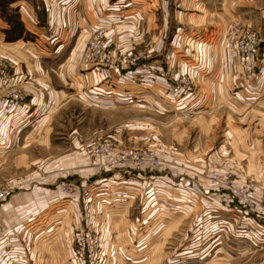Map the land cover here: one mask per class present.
Returning a JSON list of instances; mask_svg holds the SVG:
<instances>
[{"label": "rangeland", "instance_id": "374dc122", "mask_svg": "<svg viewBox=\"0 0 264 264\" xmlns=\"http://www.w3.org/2000/svg\"><path fill=\"white\" fill-rule=\"evenodd\" d=\"M191 1L193 9L184 11L186 14L178 13L180 8H185L187 2ZM148 2L156 11L150 22L154 26L153 30L161 35L160 46L166 43L165 49L158 48L156 42L150 38L151 33L146 29L147 18H142L138 24L140 40L138 42L132 40L123 46L117 45L120 48L110 47L112 51L124 53L126 49L133 48L148 54L149 59L161 58L160 53L166 51V47L172 41L182 42V35H185L186 30L180 28V24L188 29L206 27L213 29L218 19L221 21L218 24L222 25L221 28L233 24L249 27L256 32L259 40L264 39V0H148ZM203 4L206 9H203ZM36 5H38L36 0L35 2L0 0V38L3 41L7 40L6 29L11 25L20 30L19 23L22 22L25 27L22 16L28 21L27 13L32 11V7L37 9ZM211 11L214 15L210 13ZM187 12L194 14L189 18ZM32 19V22L38 23L39 19L35 14L32 15ZM115 32L120 36V30ZM106 36L109 46L114 45L108 31ZM22 38H32L26 28ZM262 50L261 55L264 57V48ZM70 51L61 50L60 55H55L57 57L51 54L52 57L46 56L45 60H72V67L77 73H84L85 67L82 71L77 70L81 50H76V54L68 59ZM222 51L225 56L230 57L223 45ZM208 61L217 62L203 60L201 71L205 76L198 79L197 92L200 93V100L192 113L169 110L161 112L159 102L146 96L134 103L105 101L104 98V102L97 101V98L87 96L88 92L85 93L87 95L83 94V91H89L86 85L79 95L73 94V90L67 88L68 94L64 96L61 104L53 106L46 104L44 109L41 107L31 113L29 125L21 133L28 135L29 141L19 148L15 146L7 161L1 164L0 185L7 180L17 182V178L26 176L27 172L32 175L39 172L40 177L44 179L43 169L40 171L38 169L41 163L58 159L70 151H78L76 155L80 157L83 153L76 145L81 143L82 147L88 138L99 131L102 135L117 139L125 146L151 149L164 162L161 177L138 180L135 192L141 190L142 193L134 197L129 205L116 204L119 199L121 200L124 191L117 190L116 187L119 185L113 182L117 181L114 180L115 171L106 172L98 177L88 158L92 171L85 175L87 179L82 172L67 170L61 184L68 180L75 181L78 185L76 188L78 198L72 201L71 205L65 199H61L60 204L48 215L47 219H51L49 221L51 231L44 241L49 244L45 243L43 249L40 247L43 264H77L75 257L79 248L83 249L79 264H254L264 255V249L242 253L229 249L226 244L220 246L211 239H204L206 225L203 224L202 227L196 225V221L207 212L208 206L221 209L224 203L223 197L209 181L208 176L213 170L226 169L240 179L256 181L258 191L264 199V107L257 108L259 100L264 102V60L258 62L254 73L250 75L239 68L236 60L233 58L231 60L235 84L239 89H246V93L249 94V100L246 102H242L241 99L230 101L223 94L214 97L213 100L204 98L199 86L210 74ZM7 65L9 69H5L4 64L0 65V89L21 88L27 94V101L31 90L19 85V81H26L24 80L26 72L21 73V77V74L16 77L17 65L8 63ZM49 66L56 67L53 64ZM45 67L47 68L46 65ZM217 67L218 65L212 72L214 75L217 73ZM159 81L160 78H157V83ZM80 83H83V80ZM222 92L223 88L220 93ZM41 117H45L42 122L44 127L38 130L36 136V131H33L39 125L37 121ZM171 172L173 176L179 177L175 184L170 183L168 178L164 180V175L171 176ZM92 180H96L93 181L95 183L90 182ZM59 182L54 181L53 184L60 185ZM100 182H105L106 185L102 186ZM194 183L203 187L201 191H197L198 193L195 191ZM182 187L187 190L183 198L188 205V211L184 215L175 212L176 208L173 205L177 202L176 196ZM88 188L92 193L93 206L85 212L82 195ZM170 190L175 192L174 196H170L172 199L163 200L162 192ZM103 192L114 195L113 201L110 202L114 210L111 211V223L107 229L103 227L106 215L104 207L106 205H102L105 198ZM9 199L0 202V205ZM195 202L201 203L198 213L191 211L195 208L193 207ZM218 213L224 214L221 210ZM165 218L167 224H164ZM153 219L156 222L145 223L146 220ZM80 232H84L86 236L84 246L75 238ZM139 232H146L144 234L146 237H142L144 239L140 242L141 249L137 252V249L132 248L137 245L136 233ZM16 235L18 240L12 241L7 249L19 256L8 257L6 264H32L29 237L20 233ZM49 237L50 240L46 241Z\"/></svg>", "mask_w": 264, "mask_h": 264}, {"label": "crops", "instance_id": "0c3cea01", "mask_svg": "<svg viewBox=\"0 0 264 264\" xmlns=\"http://www.w3.org/2000/svg\"><path fill=\"white\" fill-rule=\"evenodd\" d=\"M36 3L38 4L36 5L37 9L32 7V11L30 10L31 12L27 13L28 21L22 16L25 28L31 34L32 38H20L13 41H3L0 38V65L4 64L5 69L9 67L7 63L13 66L17 65L16 72L14 71L16 77L26 72L24 76V80L26 81H19L21 83L19 85L24 89L28 88L31 90L30 95L27 97L30 109L28 112L25 111L23 116L19 115L16 118H11L9 114H0V167L3 162L7 161L9 154L14 151L15 146L19 148L20 145L24 146L29 141V136L21 135V133L28 127L29 117L32 115V112H36L46 104H51V106L61 104L65 98L64 96L68 94L67 88L72 89L73 94L76 95L82 92V88L85 85L87 86L86 88L89 87V91L98 89L100 94L106 93L102 88L97 87L102 75L106 72L105 70L96 66H88L84 68V73H77L72 67V60H45L46 56L54 54L53 57H57L55 55H60L61 50L66 49L71 50L68 59L72 58L76 54V50H81L83 47L86 36L80 33L84 28L99 24L100 21L106 22V19H108L107 31L109 32L112 43H114L110 47L112 48L114 46L117 48V45L122 44L121 46H123L124 43H130L132 40L138 42L141 38L138 28L139 19L147 18L146 29L151 33L150 38L156 42L158 48L164 47L165 49L166 46V43L160 46L161 35L153 30L154 26L151 24L150 19L155 16L156 11L148 0H36ZM187 3V6L180 8L178 13H181V15L183 13L186 14L184 11L193 9L191 6L192 1L191 3ZM147 5L149 6L148 8ZM202 7L206 9L204 4ZM194 9L196 8L194 7ZM210 13L214 15L213 11ZM34 14L39 19L38 23L32 22V15ZM187 14L191 18V15L194 13L187 12ZM220 22L218 19L217 25L213 29L208 27L188 29L180 24V28L185 29V33L191 35L194 40L193 51L189 48L186 49L185 53L176 54L172 63L175 69L184 70L186 68L195 69L203 66V60H217L215 63L208 61L210 63V74L199 86V91L202 92L206 99L213 100L214 97H220L223 94L230 101L234 102L235 100L239 101L241 99L242 102H246L249 100V94L248 92L246 93V89H239L235 84L232 58L225 56L222 51L223 34L226 26L221 28L222 25H218ZM119 30L120 36H118V32H115ZM164 33H166V30ZM263 48L264 39L262 41L260 40L259 43L258 56L260 58H262L261 53ZM50 64L56 67H50ZM217 65V73L214 75L212 72ZM201 74L202 77L205 76L204 72H201ZM82 80L83 83H80ZM222 88L224 92L220 93ZM89 91H83V94L88 92V95H85L93 98L89 94ZM0 92H4V88L0 89ZM95 98L98 99L99 97L95 96ZM97 101L104 102L102 97ZM261 106L264 107V102H260L259 100L257 108ZM44 118L41 117L37 121L39 125L33 131H36V136L38 135V130L44 127L42 125ZM80 144L75 145L81 149ZM77 153L79 152L70 151L58 159H49L50 161L46 160V162L41 163L38 169L39 171L43 169L42 172L44 174L42 176L45 177L44 179L40 177L39 172L36 175L27 172L25 174L26 176L17 178L18 187L15 190L16 194L14 193V196L9 201L0 205V264H6L8 257L18 258V254L12 253L7 249V246L12 241L18 240L16 235L18 233L25 234L29 237L32 264H43L41 262L42 253L40 247L43 249L45 243L49 244L44 240L51 231V224L49 225L51 219H47V217L50 212L55 210L62 199L60 198L57 185L53 184L54 181L59 180L60 182L58 184L63 183V177L66 176L67 170L68 172H82L85 179H87L85 175L92 171V168L89 167V160L83 154H81L82 157H78L76 155ZM61 166L64 167L62 168ZM166 178L172 184H175L179 179L178 176H173L172 172L171 176L164 175V180ZM100 183L102 186L106 185L105 182ZM137 183H139L138 180H132L131 183H127L129 185L126 184L120 205H129V202H132L134 197L142 193L141 190L138 193L135 192L137 191ZM194 188L197 192L201 191L200 189L203 187H199L198 184L194 183ZM162 193L164 196L163 200L168 198L170 201L172 199L170 196H174L175 192L170 190ZM186 193V188H180L179 195H175L178 197V200L173 204L176 208L175 212L182 215L188 211V205L183 198ZM193 207L195 208L191 211L198 213L201 209V203L195 202ZM152 222H156V220H146L145 223L152 224ZM167 223L168 221L165 218L164 224ZM136 234L137 245H134L132 250L137 249L136 251L139 252L141 249L140 242L146 237H144L146 232ZM142 237L144 238L142 239ZM48 239L50 240V237L46 241Z\"/></svg>", "mask_w": 264, "mask_h": 264}, {"label": "built area", "instance_id": "2783aa9c", "mask_svg": "<svg viewBox=\"0 0 264 264\" xmlns=\"http://www.w3.org/2000/svg\"><path fill=\"white\" fill-rule=\"evenodd\" d=\"M106 20L88 26L82 31L86 37L77 62L78 70L82 71V68L87 66H96L106 71L97 84V87L102 88L106 93L100 94L98 89L93 88L94 90L89 91L90 95L125 103L137 102L146 96L155 98L159 102L161 112L169 110L192 113L200 100L197 85L199 77H202L203 66L176 70L172 63L176 54L185 53L189 48L193 51L194 40L191 35L184 33L182 42L172 41L161 58L149 59L148 54L133 48L126 49L124 53L112 51L106 36L109 23L108 19ZM223 35V47L227 54L236 60L239 68L249 75L253 74L258 62L264 60V57L258 56L260 40L256 32L249 27L233 24L225 29ZM157 78H160L159 83ZM26 95L24 90L18 87L0 92V114H9L11 118L23 116V113L30 109ZM81 152L91 161L98 177L106 172L115 171L114 180L117 181L113 182L119 185L116 188L121 191L132 180L161 177L164 169V162L155 151L125 146L115 138L102 135L101 131L95 132L85 141ZM208 178L213 183V188L223 197L224 203L221 209L208 206L207 212L196 221L199 227L206 225L207 232L204 239H211L220 246L226 244L229 249L242 253L263 250L264 199L258 191L257 182L240 179L226 169L213 170ZM93 181L96 180L90 182ZM85 186L91 188L88 184ZM17 187V182L13 180L1 184L0 202L11 198ZM77 187L73 180L57 185L60 197L69 202V205L78 198ZM89 188L82 195L85 212L93 206ZM103 193L105 198L102 205H106L103 227L107 229L111 223V211L114 210L110 203L114 195ZM118 201L116 204L120 205V199ZM220 210L224 214H219ZM75 238L84 246L86 239L84 232L77 233ZM81 254L83 249H77L75 257L77 264L81 261ZM254 264H264V255Z\"/></svg>", "mask_w": 264, "mask_h": 264}, {"label": "trees", "instance_id": "16d2710c", "mask_svg": "<svg viewBox=\"0 0 264 264\" xmlns=\"http://www.w3.org/2000/svg\"><path fill=\"white\" fill-rule=\"evenodd\" d=\"M19 24L21 26L20 30L19 29L16 30L15 28L12 27V25L8 29H6V35H7L6 39L8 41L17 40L23 37V32H25V27L22 22H20Z\"/></svg>", "mask_w": 264, "mask_h": 264}, {"label": "bare ground", "instance_id": "6f19581e", "mask_svg": "<svg viewBox=\"0 0 264 264\" xmlns=\"http://www.w3.org/2000/svg\"><path fill=\"white\" fill-rule=\"evenodd\" d=\"M96 100H98V99H96Z\"/></svg>", "mask_w": 264, "mask_h": 264}]
</instances>
